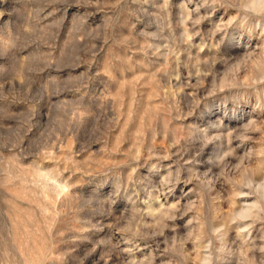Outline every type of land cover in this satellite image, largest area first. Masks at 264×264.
Returning <instances> with one entry per match:
<instances>
[{
	"label": "rangeland",
	"instance_id": "374dc122",
	"mask_svg": "<svg viewBox=\"0 0 264 264\" xmlns=\"http://www.w3.org/2000/svg\"><path fill=\"white\" fill-rule=\"evenodd\" d=\"M0 264H264V0H0Z\"/></svg>",
	"mask_w": 264,
	"mask_h": 264
}]
</instances>
